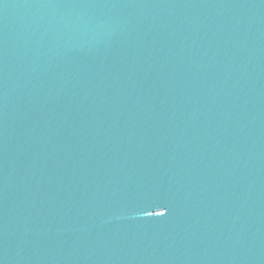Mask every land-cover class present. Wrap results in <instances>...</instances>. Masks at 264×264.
I'll return each mask as SVG.
<instances>
[{
	"label": "water",
	"instance_id": "obj_1",
	"mask_svg": "<svg viewBox=\"0 0 264 264\" xmlns=\"http://www.w3.org/2000/svg\"><path fill=\"white\" fill-rule=\"evenodd\" d=\"M0 264H264V0H0Z\"/></svg>",
	"mask_w": 264,
	"mask_h": 264
}]
</instances>
